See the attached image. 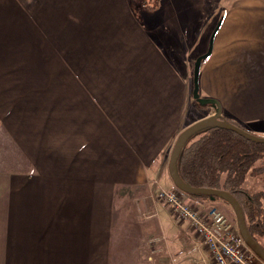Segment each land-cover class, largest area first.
<instances>
[{"label": "crops", "instance_id": "1", "mask_svg": "<svg viewBox=\"0 0 264 264\" xmlns=\"http://www.w3.org/2000/svg\"><path fill=\"white\" fill-rule=\"evenodd\" d=\"M133 9L0 0V264H212L157 193L219 23L200 96L263 128L264 0H160L154 32Z\"/></svg>", "mask_w": 264, "mask_h": 264}, {"label": "trees", "instance_id": "2", "mask_svg": "<svg viewBox=\"0 0 264 264\" xmlns=\"http://www.w3.org/2000/svg\"><path fill=\"white\" fill-rule=\"evenodd\" d=\"M196 104L204 115L193 122L210 115L213 108L212 104H200L197 100ZM177 171L179 177L193 187L220 189L234 195L244 211L250 233L258 240L256 232H264L260 230L264 225V196L262 192L249 193L245 180L247 175L264 174V144L220 127H207L189 137L178 157ZM185 195L198 204L220 199Z\"/></svg>", "mask_w": 264, "mask_h": 264}, {"label": "built area", "instance_id": "3", "mask_svg": "<svg viewBox=\"0 0 264 264\" xmlns=\"http://www.w3.org/2000/svg\"><path fill=\"white\" fill-rule=\"evenodd\" d=\"M157 199L165 202L175 217L189 223L208 251L212 264H264L247 245L236 222L217 208L202 212L175 188L159 191Z\"/></svg>", "mask_w": 264, "mask_h": 264}, {"label": "water", "instance_id": "4", "mask_svg": "<svg viewBox=\"0 0 264 264\" xmlns=\"http://www.w3.org/2000/svg\"><path fill=\"white\" fill-rule=\"evenodd\" d=\"M221 23L217 25L215 30L213 31L211 38H210V47L208 51L199 56L194 64V74H193V98L198 101L200 104H212L214 108H216V112L212 115H209L207 117L201 118L189 126H187L184 130L181 131V133L178 135L175 144L173 146L170 160H169V174L172 179V182L176 188L181 190L182 192L186 194H192V195H205L210 196L212 198L218 197L222 199L223 201L227 202L232 209L234 210L235 216H236V223L239 228L240 234L247 243V245L262 259L264 260V247L253 237V235L250 233L244 211L239 203V201L235 198L234 195L231 193L220 190V189H213V188H205V187H193L187 183H185L178 175L177 171V160L178 157L186 144L187 140L191 135L194 133L205 129L207 127H220L232 132L237 133L238 135L244 137L245 139L255 142L264 144V138L257 137L253 135L252 133L246 131L242 127L228 121L227 119H224L222 116V108L220 103L213 99V98H204L200 96L199 93V75H200V69L202 65V61L207 59L212 52L213 47V41L215 38V35L217 31L220 28Z\"/></svg>", "mask_w": 264, "mask_h": 264}, {"label": "rangeland", "instance_id": "5", "mask_svg": "<svg viewBox=\"0 0 264 264\" xmlns=\"http://www.w3.org/2000/svg\"><path fill=\"white\" fill-rule=\"evenodd\" d=\"M159 2H160V0H131L132 6L134 8L133 10L137 14V16L141 19L142 23L147 28H149V31H151V32H154V27L156 26V24H159V27H163V28H164V26L167 25L166 20L161 15L159 16L161 18V21H158V18H157L158 14L156 12L158 10ZM146 20H150L149 23L151 26L146 25ZM152 21L154 22V25H152ZM177 31L178 30L170 29V32L173 33V35H176ZM192 72H193V64H190L189 78H191L190 79L191 80L190 81L191 89L189 91V104L187 105V108H188L189 115H190V121L189 122L193 123L194 120H196V119H198L204 115V111L202 109L198 108V105L196 104V100L193 98V94H192V88H193ZM215 112H216L215 109L212 108V109H210L209 114L212 115ZM227 120L232 122V123L238 124L239 126H242L243 128H245L246 131L252 133L253 135H255L257 137L264 138V122L261 124L263 128L260 129L259 126L251 127V126L243 124L239 121H235V120L233 121L231 119H227ZM189 125L190 124L188 123L186 125V127ZM245 187L249 190V193L250 192L251 193H259V192L261 193L262 192V195L264 196V174H253V176L247 175V178L245 180ZM161 190H163V189H161ZM166 190H168V189H166ZM159 191H158V193H159ZM186 199H188V198L185 196V200ZM188 201L190 203H192L191 205L195 206L196 208L201 209L200 211H202V212L209 211L213 208H217L219 211L224 213L229 218V220H231L232 222H236V216H235L234 210L232 209V207L227 202L223 201L222 199L209 201L205 204H198V203H195V201H192L189 199H188ZM263 224H264V214H263ZM260 230L264 231V225L262 228H260ZM190 235H191V237L195 243V241H196L195 240V233L191 232ZM256 236L258 238L257 241L260 244L261 243L264 244V232L258 233V234L256 232ZM192 239H191V241L193 242ZM204 254H205L204 256L206 258L209 257L207 250H204ZM194 256L195 255H193V257Z\"/></svg>", "mask_w": 264, "mask_h": 264}, {"label": "bare ground", "instance_id": "6", "mask_svg": "<svg viewBox=\"0 0 264 264\" xmlns=\"http://www.w3.org/2000/svg\"><path fill=\"white\" fill-rule=\"evenodd\" d=\"M167 205V204H166Z\"/></svg>", "mask_w": 264, "mask_h": 264}]
</instances>
